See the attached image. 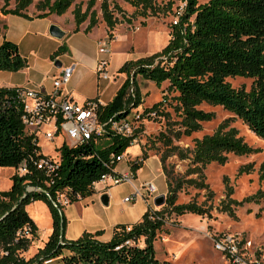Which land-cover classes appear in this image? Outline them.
I'll list each match as a JSON object with an SVG mask.
<instances>
[{
  "label": "trees",
  "instance_id": "obj_1",
  "mask_svg": "<svg viewBox=\"0 0 264 264\" xmlns=\"http://www.w3.org/2000/svg\"><path fill=\"white\" fill-rule=\"evenodd\" d=\"M12 1L13 8L9 9L11 0H3L0 16L30 19L26 11L35 2L38 12L35 18L60 17L75 0ZM122 1L134 9L130 17L116 4L111 5L107 0L100 3L107 38L119 23L115 14L121 16V22L130 24L137 17L146 19L170 13L175 1L183 5L175 13L176 20L170 25L166 45L149 56L124 62L117 71L124 75V80L112 99L98 110L99 122L124 119L141 103L135 97L132 105L127 106V95L136 77L157 87L167 83L162 99L140 114V119L164 121L165 129L154 140L163 147L159 163L166 178L164 208L156 211L149 207L138 222L114 226L107 242L97 239L100 231L84 232L74 240L65 239L66 220L62 206L57 203L58 196L65 192L72 204L93 195L92 184L112 172L117 164L114 157L133 146L136 133L143 130L142 124L129 137L104 136V147L92 140L72 147L62 144L54 168L51 171L39 169L38 163L47 157L41 154L37 140L22 125V104L17 93L21 88H0V168L24 170L22 174H12L9 189L0 192V264H167L155 258L153 248L156 235L164 226L165 215L196 214L207 218L210 215V208L204 204L177 203L183 185L207 189L202 174L206 165H223L228 155L246 156L257 152L230 126L232 120L238 119L252 135L264 141V0H208L202 5L197 0H169L166 4H158L156 0ZM94 5L95 0H88L84 10L80 3L74 5L71 11L73 33L85 22V34L97 26ZM65 51L66 47L61 45L53 55ZM25 66L26 61L19 55L17 46L4 39L0 43V71L17 72ZM227 78L250 80V84L235 88ZM169 93L174 96L168 102ZM166 103L178 121H172L171 114L165 111ZM201 104L221 107L233 117L222 121L212 134L195 139L190 151L173 145L174 140L190 137L201 130L203 123L213 119L211 112L198 109ZM173 155L180 160L189 159L188 174L196 177L169 178L165 161ZM138 157L127 162L134 175L149 158L146 151ZM249 170V165L243 166L238 174ZM259 179H264V162L259 168ZM231 193V187L226 186L228 200L220 202L219 211L232 218L235 217L233 206L264 203L261 191L239 202L229 198ZM35 201L46 204L51 232L43 246L26 259L23 254L38 238V228L25 208ZM140 241L143 246L138 245Z\"/></svg>",
  "mask_w": 264,
  "mask_h": 264
},
{
  "label": "rangeland",
  "instance_id": "obj_2",
  "mask_svg": "<svg viewBox=\"0 0 264 264\" xmlns=\"http://www.w3.org/2000/svg\"><path fill=\"white\" fill-rule=\"evenodd\" d=\"M87 1L75 0L74 4L64 15L66 16L65 18H68L69 15L71 16L74 5L80 3L82 10H84ZM101 1L95 0L93 7L98 24L92 34L74 33L69 37L66 45L83 50L89 57L96 60V64L99 60L105 59L108 62L106 70L109 79L98 80L96 70H93L91 66L92 62L90 64L88 60H85L82 67H80V73H73L71 80L62 86V92H74L82 97L90 99L98 98L102 103H107L112 98L116 87L125 78L124 75L117 73L124 62L149 56L160 51L166 45L169 39L170 25L176 20L175 13L181 10L182 4L175 1L170 13L146 19L137 17L132 19L130 24L121 22V16L115 14L119 23L112 31L111 37L107 38V29L101 20L99 10ZM168 1L156 0L158 4H166ZM207 1L197 0V3L202 5ZM107 2L111 5H118L126 17H130L134 12V9L122 0H107ZM12 4L13 1L11 0L10 6ZM34 4L35 2L27 9L32 16L38 14L34 8ZM2 5L3 0H0V7ZM15 17H9L8 19L0 17V26L5 25L3 32L0 34V39L7 34L6 28L9 29L8 37L18 33L19 22ZM54 17L59 18L58 16ZM85 24L87 25V22L83 25ZM35 40L38 42L39 54L42 57L51 53L48 58L51 62L49 78L52 75H56L63 66L69 64L67 57H54L52 50L57 48H55V41L53 39H50L48 36H38ZM102 43H105L107 48H109L110 54L103 55L99 52ZM28 51L29 49H21L23 55H27ZM56 62L61 64L60 68L55 66ZM41 76L42 74L38 75L39 78ZM226 81L235 88L240 85L248 87L250 84V80L242 78H227ZM49 82H51V79ZM166 87V82L157 87L148 80L136 77L134 85L127 95V106L132 105L135 97L141 103L136 109L130 111L129 117L132 118L140 115L144 108L158 103L162 99ZM172 96H174L173 93L167 95L168 102ZM83 102L77 103L81 104ZM164 109L171 114L172 121L176 122L179 120L168 107V103L164 105ZM198 109L211 112L213 119L210 122L203 123L201 130L190 137H181L178 140H174L173 145L190 151L195 139L212 134L222 121L233 117L218 106L201 104ZM140 120L136 125L142 124L143 130L136 133V139L133 143L134 148L126 150V160L117 162L116 169L120 171L125 170L128 158L138 157L142 151H146L149 158L144 161L143 166L136 172V178L133 183L137 187L144 183H153L157 189L155 196H165L166 178L161 171L160 163H158L160 154L163 152V147L160 143L154 142L155 136L165 129L164 121ZM230 126L234 127L243 141L248 146L256 149L257 152L246 156L228 155L227 161L223 165L215 163L206 165L202 169V174L207 189H197L187 184L183 185V188L177 195V203L194 201L197 204H204L210 208V215L208 218L196 214H184L179 217L173 214L165 215L164 226L157 233L153 243L155 258L158 261L166 262L167 264H227L224 257L214 249L213 242L224 235H229L241 237L244 241L250 243L242 252L246 264H264V203H245L240 207L233 206L235 215L233 218L219 211L220 202L228 200L226 198V186L232 189L229 198L238 202L257 191H261L264 194V179H259V168L264 162V141L252 135L238 119H233ZM177 127V125L174 126L175 129ZM39 131L37 134V146L41 154L55 157L64 138L55 136L52 142L44 138V133L54 132L51 124L41 126ZM105 145V139L98 142L99 147H104ZM139 160L140 157L137 158V161ZM247 165L250 166V170L247 173L238 174L239 169ZM165 168L168 171L169 178H183L186 180L196 177L195 175L188 174L187 170L190 168L189 159L180 160L177 156L173 155L166 159ZM14 173L22 174L24 171L21 169L15 171L13 168H0V192L9 189L11 184L10 177ZM102 191L103 185L96 184L93 195L87 200H79L70 205H61L69 224L68 231L66 232L67 236H72L73 228L77 227L75 219L79 217H81V222L87 229L98 227L101 230H105L115 222H135L137 215L143 207L150 206L152 210L156 211L164 208V205L160 207L153 206L154 196H149L146 200L137 198L134 202H124V197L132 194V187L128 183H121L111 187L109 194ZM208 193H211V195L209 196ZM62 195L66 196V193L63 192ZM102 196L108 197L107 206L102 204ZM59 199H62V197H59ZM25 209L38 228V238L33 240L28 251L23 254L27 259L43 246L51 230V219L47 206L42 201H35L26 206ZM45 232L46 234L44 235ZM138 245L143 246L141 241L138 242Z\"/></svg>",
  "mask_w": 264,
  "mask_h": 264
},
{
  "label": "built area",
  "instance_id": "obj_3",
  "mask_svg": "<svg viewBox=\"0 0 264 264\" xmlns=\"http://www.w3.org/2000/svg\"><path fill=\"white\" fill-rule=\"evenodd\" d=\"M99 52L103 55L110 54V50L105 43H102ZM107 64L108 62L105 59L97 62L95 70L98 80L109 79L106 70ZM74 69V63L62 67L52 79V91L49 94L26 89L17 92L22 104L21 122L24 130L37 140L40 127L51 124L54 132L44 133V138L52 142L55 136H60L64 138L62 144L68 147L91 140L99 142L104 136H117L119 138L131 136L139 127V124L136 125V123L141 121L140 115L132 118L128 115L126 118L117 121L99 122L98 110L102 104L98 99L86 100L80 104L66 97H60V89L70 80ZM46 157V160H41L38 163L37 168L51 171L58 162V154L55 157ZM114 160L116 162L126 160L125 153L114 157ZM129 160L131 158H128L127 162ZM134 178L135 175L129 167L122 173H117L113 169L111 173L102 175L98 181L94 182L92 188L96 184H101L103 185V192L108 193L111 187L128 183L132 187V194L124 197V202H134L137 198L146 200L149 196L157 197L155 196L157 189L153 183L148 182L137 187L133 183ZM59 197H62V199H59ZM57 203L60 206L69 205V200L67 196L60 194ZM249 245L250 243L244 241L241 237L229 235H224L213 242L214 249L224 257L227 264H246L242 252Z\"/></svg>",
  "mask_w": 264,
  "mask_h": 264
},
{
  "label": "crops",
  "instance_id": "obj_4",
  "mask_svg": "<svg viewBox=\"0 0 264 264\" xmlns=\"http://www.w3.org/2000/svg\"><path fill=\"white\" fill-rule=\"evenodd\" d=\"M8 8L12 9L13 4H12V6L9 5ZM26 13L30 17V19L15 17L12 15L0 16V17H5L6 19H8L9 17H15L17 19V21L19 22V27L17 30L18 33L16 35H11V37H8L7 34L9 32V29L6 28L7 34H5L0 39V43L4 39L14 43L17 46L19 55L23 59H25V61H26V66L17 72L0 71V88H6V89L21 88V89L41 92L42 94H49L52 91V84H51L52 79L58 74L59 71L57 72L56 75H52V77L49 78V74L51 73V69H50L51 62L48 60V58H49L51 53H49V55H45L44 57H42L39 54V47L37 46L38 42H37V40H35L38 36L39 37H43V36L50 37L48 34V29H49L50 25L57 26L64 33V37L61 40H56V39L50 37V39H53L55 41L54 42V44L56 46L55 48H58L61 45H64L66 47L65 53L58 55V56H54V57L55 58L67 57L69 59V64L70 63L75 64V69L73 72L75 74L80 73V67H82L83 61H85V60H88L90 62V64L92 62L91 66H92L93 70H95V68H96V60L95 59L89 57L83 50L72 48L71 46L66 45L69 37L74 34L73 33L74 25L72 24L73 21H72V17L70 15L68 18H65L66 16H64L65 15L64 14L63 16H60L59 18H56V17H54V15H52V16H49L47 18L38 19V18H35V16H32L30 12L26 11ZM60 20H61V22H60ZM66 24H68V25H66ZM83 24L78 28V32L75 34L83 33V30L86 27V24L85 25H83ZM3 26H5V25H3ZM3 26L2 27L0 26L1 33L4 30ZM94 28L90 31V33H88L86 35H91L92 32L94 31ZM21 49H23V50L29 49L27 55H23L21 53ZM55 50L56 49H53L52 53ZM56 64H59L58 68H60L61 64L56 62L55 66H56ZM39 74H42L41 78L38 77ZM71 78H72V76H71ZM71 78H70V80H71ZM50 79H51V82H49ZM120 84L116 87V90L114 91L112 97L114 96L115 92L119 88ZM60 97H66V98H68L74 102L75 101L82 102V101L90 100V98L82 97V96H80L74 92L63 93L62 87L60 89ZM96 99H98V98H96ZM98 101L102 105L106 104V103H102L99 99H98ZM133 146L128 148V149H133L134 148ZM125 155H126V153H125ZM127 169H128V164H126L125 170L120 171V170L116 169V166H115L114 171L117 173H122V172L126 171ZM135 178H136V174H135ZM135 178H134V180H135ZM93 190H94V188H93ZM164 192H166V189ZM106 194H109V192ZM88 198H90V197H88ZM88 198L83 199V200H87ZM107 202H108V197H107ZM86 206H87V204H86ZM149 207L150 206H148V207L146 206V207H143L141 209L140 213L137 215V219L135 222H133V223L115 222V223H112L108 227V229H105V230H101L98 227H94L92 229H87L82 224L81 217H79L78 219H75L77 221V227L73 228L72 236H67V234H66V232L68 231V225L69 224L65 218L66 227H65V232H64V238L67 240H74V239H77L78 237H80L81 234L84 232L94 233L96 231H100L101 235L98 236L97 239L101 242H107L111 238L112 230H113L114 226L119 225V224L131 225V224L138 222L140 220L142 214ZM63 215L65 217L64 210H63ZM49 232H51V230ZM45 234H46V232L44 233V235Z\"/></svg>",
  "mask_w": 264,
  "mask_h": 264
},
{
  "label": "water",
  "instance_id": "obj_5",
  "mask_svg": "<svg viewBox=\"0 0 264 264\" xmlns=\"http://www.w3.org/2000/svg\"><path fill=\"white\" fill-rule=\"evenodd\" d=\"M48 34L50 37L56 39V40H61L64 37V33L55 25H50L48 29ZM58 67L59 64H56ZM101 202L103 205L107 206V197L102 196L101 197ZM165 202V196L164 195H159L153 200V206L155 207H160L163 206Z\"/></svg>",
  "mask_w": 264,
  "mask_h": 264
}]
</instances>
